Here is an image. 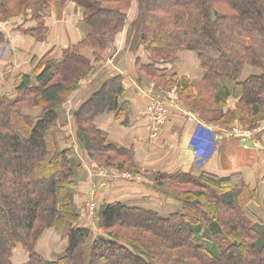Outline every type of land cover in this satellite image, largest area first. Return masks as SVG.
Returning <instances> with one entry per match:
<instances>
[{
  "label": "trees",
  "instance_id": "obj_1",
  "mask_svg": "<svg viewBox=\"0 0 264 264\" xmlns=\"http://www.w3.org/2000/svg\"><path fill=\"white\" fill-rule=\"evenodd\" d=\"M51 1L0 0V14L10 19L32 12L41 21L30 31L44 41L49 28L43 19L54 10ZM75 1L85 6L83 39L64 48L60 62L43 57L34 70L36 83L30 75H19L15 99L0 94V264H14L12 256L18 246L27 253L23 264H264V220L249 208L251 201L259 200L258 193L240 175L154 173L157 184L203 187L210 197L191 202L174 196L182 205L170 214L106 203L98 212L100 227L122 232V236L110 232L90 244L92 230L76 226L80 213L71 188L85 173L76 149L61 147L59 110L66 91L77 88L89 75L92 59L100 60L125 22L121 7L105 4L126 0ZM138 1L140 15L132 25L133 41L146 44L150 53L148 64L137 65L141 80L147 76L175 83L180 77L166 74L174 59L162 61L161 55L165 50L170 58L180 50L195 51L203 77L194 81L183 77L189 84L187 99L221 103L218 116L226 123L249 122L253 114L260 115L264 106V0ZM88 50L93 58L86 54ZM246 67L257 73L242 79ZM124 93L121 75L106 79L73 110L76 137L96 163L117 158L119 170L140 173L133 151L110 143L95 124L102 113L128 111L121 101ZM229 98L236 100L235 108L224 111ZM26 104L41 106L40 114H23ZM47 228L68 239L67 249L56 260L36 250ZM128 229L134 231L132 236L125 235Z\"/></svg>",
  "mask_w": 264,
  "mask_h": 264
},
{
  "label": "crops",
  "instance_id": "obj_2",
  "mask_svg": "<svg viewBox=\"0 0 264 264\" xmlns=\"http://www.w3.org/2000/svg\"><path fill=\"white\" fill-rule=\"evenodd\" d=\"M67 10L64 11L62 18L55 13L47 17L49 35L44 42H38L32 36L26 35L18 29L17 24L0 27L1 95L15 99L17 96L15 83L19 75H30L36 83L34 70L43 57L48 55L51 60L60 62L62 50L83 39L85 27L82 13L73 9ZM34 24L35 22L29 23L30 26ZM115 52L107 69L99 73L93 83L79 90L72 100V105L76 109L79 108L100 89L106 79L116 75L122 76L125 93L121 101L128 105V111L121 114L102 113L96 117L95 124L105 132L110 143L133 151L134 162L141 175H128L108 169L99 170L88 154L82 151V147L77 145L75 149L85 173L84 178L77 181L74 186V203L78 209L82 210L85 202L95 198L99 207L106 203L119 202L161 214L174 213L181 208L180 203L155 186L150 177L154 173L174 175L181 172L194 176L202 173L218 177L240 175L258 193L259 200L251 201L249 208L252 210L258 206L260 209L264 203V126L257 129L252 136L237 137L197 117L190 118L189 112L181 106L168 104L167 121L154 131L146 112L152 102L151 92L147 90L137 71L139 62L149 63L148 54L140 48L130 52L124 34L118 37ZM86 54L90 56V53ZM253 73L257 71L246 67L242 79ZM166 74L200 80L203 77V69L197 53L193 51L180 53L179 57L167 66ZM228 101L231 102L228 108L234 109L236 101L233 98H229ZM23 112L33 115L39 113L38 110ZM66 112H69L67 107H62L59 110V117L66 115ZM59 124L65 139L68 140L60 141V144L63 148L69 147L73 122L60 123L59 119ZM86 213H80L77 227L92 228L93 223L88 222ZM53 233L51 232L46 240L36 246L37 252L49 260H54L47 254L52 253L51 246L59 238ZM42 247L45 248L44 251ZM67 247L68 239L65 237L64 249L60 253ZM27 258L25 250L18 246L13 252L12 261L14 264H23Z\"/></svg>",
  "mask_w": 264,
  "mask_h": 264
},
{
  "label": "rangeland",
  "instance_id": "obj_3",
  "mask_svg": "<svg viewBox=\"0 0 264 264\" xmlns=\"http://www.w3.org/2000/svg\"><path fill=\"white\" fill-rule=\"evenodd\" d=\"M15 1H20V0H15ZM127 1V2H126ZM124 3L120 4V3H106L105 5H110L112 7L114 6H118L121 7L123 9V11L126 13V19L125 22L123 23V25L121 26V29L116 33V35L114 36V39L111 43V45L109 47H107L101 55L100 60L95 61L92 59V66H93V70L89 72V75L81 80L79 82V86L75 89H73L72 91H66V93L64 94L65 96V102L63 104L62 107H67L68 109V113L66 112V115L60 116V123H66L68 121H72L73 122V127L71 129L72 132V137L69 139V147H75L77 145H79V142L77 140V135H76V131H77V125L75 124L74 121V116L72 115L73 109L76 110V107H74L72 104V100L73 98L76 96V94L79 92V90L81 88H84L86 85H89L91 83H93V81L97 78V76L99 75V73L105 71L107 69V65L110 62V59L113 58L116 54L115 52V45L117 43L118 37L121 34H124L125 39H126V46L129 49L130 52H134V50L137 49H142L144 52L149 53V51L147 50V45L144 43H138L136 44V41H133V37H134V33H133V23L136 22V20L139 18V1L138 0H126ZM54 3V10L52 13H50L49 16H51V14L55 13L59 18L63 17V13L66 9L70 10H76L77 12L82 13V15L84 14V5L81 1H75V0H53L51 1ZM84 2V1H83ZM88 2H93V1H88ZM95 2V1H94ZM56 9V11H55ZM67 10V11H68ZM67 13V12H66ZM44 17L43 22L46 25V19L47 17ZM4 14H0V27L2 25L4 26H9L10 24H17L19 25L18 29L22 30L26 35H30L33 38L36 39V37L34 36L35 34H33L30 30L33 29L34 27H38V23L39 21H41V19H37L33 16L32 12L29 13H24L21 15H18L16 17L10 18V19H6L3 18ZM84 21V16H83V20ZM31 22H35L34 26H30L29 23ZM47 26V25H46ZM48 35H49V29L47 32V37L44 41H47L48 39ZM37 40V39H36ZM38 41V40H37ZM44 41H38V42H44ZM247 44H250V40L246 39L245 40ZM135 45H138L135 48ZM85 50V49H84ZM190 52L191 50H180L175 54V57L172 56V58H170L171 54L168 53L167 50H165L164 54L161 55L162 58H160L162 61L163 60H171V59H177L180 55V53L182 52ZM195 52V51H193ZM88 53H90V57L93 58L92 52L88 50ZM196 53V52H195ZM199 59V58H198ZM138 71V70H137ZM138 75L139 72H138ZM194 81V79H192ZM196 80V79H195ZM144 84H146V88L147 90L150 92H152L150 95L152 96V102L151 104H154L151 108H148L147 112V116L149 117V121L153 124L154 120H156V117L159 116L158 111L156 109H158L159 104L161 103H167V104H175L177 106H181L183 108H185L190 114L194 115L195 118H199L200 120L204 121V122H208L207 124L211 125V126H216L218 128L227 130L231 135L237 136V137H243V136H252L254 133L257 132V129H259L260 127L264 126V106L261 107L260 110V115L258 116H253L250 117L251 121H244L243 122H239L238 120H233V122H224V120H219V112L218 110L221 108V103L215 102V100H202L200 98H190L187 99V86L189 85L187 82V79H183V77H180L178 81H176L175 83H167L164 82L162 80H158V79H153L147 76H144V78H142L141 80ZM198 89H196L195 94L198 93L197 91ZM236 101V100H235ZM229 101L226 102L224 107V111L227 110H231L229 109ZM236 104V102H235ZM235 104H234V108H235ZM61 107V108H62ZM41 106H34L31 104H26L24 107L21 108V112L23 114H26L25 112H23V110H35V111H39V113L37 115L40 114L41 112ZM78 109V107H77ZM166 119H168L169 117V112H168V106L166 107ZM33 115V114H30ZM35 115V116H37ZM70 115V116H69ZM68 120V121H67ZM163 122H166V121ZM210 121V122H209ZM257 125V127L253 128L254 125ZM60 125V124H59ZM63 127V126H62ZM61 128V127H60ZM64 128V127H63ZM61 130V129H60ZM59 139L62 142H65L67 139H65V135L62 133V130L59 133ZM68 141V140H67ZM80 146V145H79ZM62 147V144H61ZM82 151L86 152L88 154V152L84 149L81 148ZM80 151V150H79ZM89 156V154H88ZM89 158L98 166L99 170H104V169H108L110 171H115V172H121L123 174H136V175H141V173H135L133 171H124V170H119L117 168V164L120 159L114 158V160H110L111 158H109V160L106 161H102L101 164L96 163V161H94L90 156ZM127 169V168H126ZM130 169V168H128ZM145 176V175H144ZM82 177V176H81ZM141 177V176H140ZM152 183L157 186L158 188H160L161 190H163L165 193L167 192L169 195H171L170 197L176 199L174 196H180L181 198H183V196L185 198H189L191 202L194 201H207L208 198L210 197V192L209 190H207L206 188L203 187H193L190 185H184V186H176V184H172L171 182H166L162 185L157 184V181L154 179V176L150 177ZM79 181V180H78ZM76 185V184H75ZM74 185V186H75ZM72 187L71 189H73L74 193H75V187ZM185 190H187V194H185ZM197 193H201L202 195H200L199 197L196 196ZM188 196V197H187ZM177 200V199H176ZM180 203V207L182 205V203L177 200ZM85 206L83 207V209H78L79 213H86L85 217H87L88 222L91 221L92 224V228H89L92 230V236L90 238L89 244L92 242L93 239H95L97 236L99 235H103L108 237V233L112 232L114 233L116 236H122V232H120V234H116L117 230H104L102 227H100V221L98 218V212H99V203L95 200V198H92V200L85 202ZM194 204V203H193ZM262 206H260V209L263 211L264 209V203H262ZM95 205V206H93ZM94 207V209H93ZM251 209V208H250ZM259 207L257 206L255 209L253 208V210H255V214H257L262 220H264V211H260ZM84 216V215H83ZM81 217V214H80ZM79 217V219H80ZM51 232H54L59 238L58 240H56L51 247V251L52 253H48L47 255H49V257H51L50 259H54L56 260L58 257H60L63 253H60L61 250L64 249V241H65V237L63 235H60L57 230H55L54 228H47L43 231L42 235L40 236L38 243L41 241L46 240L51 234ZM133 230H125V235L129 236V235H133ZM53 233V234H54ZM37 243V244H38ZM88 244V245H89ZM43 251H44V247H42ZM45 258V257H44Z\"/></svg>",
  "mask_w": 264,
  "mask_h": 264
},
{
  "label": "built area",
  "instance_id": "obj_4",
  "mask_svg": "<svg viewBox=\"0 0 264 264\" xmlns=\"http://www.w3.org/2000/svg\"><path fill=\"white\" fill-rule=\"evenodd\" d=\"M153 105L154 104H150L148 108H151ZM167 105H168L167 103L166 104L165 103H161V104H159L158 109H156L158 111L159 116H157L156 120H154V122H153V130L154 131H157L165 123L163 121L166 119L165 115H166V112H167L166 111ZM189 117L190 118H195V116L190 114V113H189ZM165 121H167V120H165ZM93 206H95V205H93ZM93 209H94V207H93Z\"/></svg>",
  "mask_w": 264,
  "mask_h": 264
},
{
  "label": "water",
  "instance_id": "obj_5",
  "mask_svg": "<svg viewBox=\"0 0 264 264\" xmlns=\"http://www.w3.org/2000/svg\"><path fill=\"white\" fill-rule=\"evenodd\" d=\"M79 136H81V134H79Z\"/></svg>",
  "mask_w": 264,
  "mask_h": 264
}]
</instances>
